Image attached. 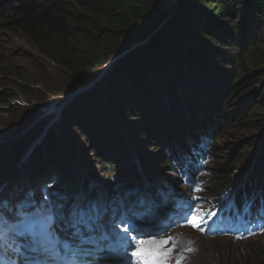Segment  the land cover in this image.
<instances>
[{
  "label": "trees",
  "instance_id": "trees-1",
  "mask_svg": "<svg viewBox=\"0 0 264 264\" xmlns=\"http://www.w3.org/2000/svg\"><path fill=\"white\" fill-rule=\"evenodd\" d=\"M2 22L9 31L26 36L69 81L83 79L85 84L92 83L105 65L126 48L129 51L133 44L144 41L163 23L161 30L134 49L129 59H124L127 53L117 59L101 76L103 83L95 86V92L80 96L71 109L82 108L90 118V110L95 105L97 110L101 103L97 100L102 99V105L107 101L113 115L136 116L127 121L139 134L138 139L159 149L164 144L184 147L188 136L204 128L225 145L230 131L246 129L248 137L232 139L228 149L231 152L236 146L251 156L256 152L249 167L250 173L256 175L252 179L261 184L264 114L256 113L260 104L249 109L252 96L247 94L256 83L264 85V0H15V10L2 14ZM182 65L187 68L182 72L184 78L174 86L180 77L174 83L168 80ZM146 73L153 79L160 78L153 80L158 89L151 87L148 94L144 93L145 86L151 82ZM165 87L168 92L175 88V96L169 98L171 103L148 109L155 97L166 95L160 93ZM56 92L51 90L52 94ZM233 100L238 108L229 116L224 109ZM99 111H104L102 106ZM237 112L241 113L234 120ZM75 123L81 124L79 130L85 134L88 122L84 117H76ZM56 132L47 138L48 143L58 137ZM109 146V154L114 153V145ZM219 149L214 144L213 151L220 156ZM257 154L261 156L259 167L255 166ZM120 155L127 158V154ZM39 158L42 157L37 152L36 161ZM117 176L120 174L114 177ZM216 177L223 182L226 177L232 178L224 168ZM252 179L250 189L255 186ZM245 264H264V255L262 260L249 256Z\"/></svg>",
  "mask_w": 264,
  "mask_h": 264
},
{
  "label": "rangeland",
  "instance_id": "rangeland-1",
  "mask_svg": "<svg viewBox=\"0 0 264 264\" xmlns=\"http://www.w3.org/2000/svg\"><path fill=\"white\" fill-rule=\"evenodd\" d=\"M11 3H13V0H0L1 174L6 169L2 170L5 166V154H7L6 157L8 155L12 156L27 142L25 134H20L21 130L27 129L28 135L43 134L44 137L41 142L27 154L26 159L16 167L14 170L15 174H17L15 181L3 192L10 191L14 186H21L26 182L34 185L41 179L42 183L46 180L49 181L53 175H55L58 180L63 181L64 186L68 187L72 182H77L79 187H83L85 183L90 187L106 183L102 175V168L104 165H101V162L107 160V156L103 153L109 154L107 150L110 149L109 145L112 144L114 145V153L108 156L114 160L117 173H121L122 175L131 174L134 176L133 172H129V170L131 168L132 170L139 168V163L147 173L148 169L151 167L155 172L154 175H156V179L167 177L166 167L162 168L161 166L162 159L165 157L164 148H154L145 139H138L139 134L130 126L131 123L127 121V118L136 116L130 113H126L125 115L120 113L119 115H122V117L118 115L115 116L108 110L106 106L107 101H104L105 105H102L103 100L100 98L97 100L101 102L98 105L99 108L94 111V108H96L95 105L90 110V118L81 111L82 108L81 110L76 108L71 109L72 104L80 96L88 92L94 93L95 86L103 83L102 79H95L89 84L88 88H84L85 90L69 98L74 88L83 86L82 82L84 80L72 79L69 81L68 76L48 58L41 55L38 52L39 50L28 41L26 36L19 32H11L5 27V24L2 22V14H7V6L11 5ZM140 45L141 44L137 46ZM132 52L133 50L129 51L127 53L129 56L126 55L127 58H125V56L124 59H129L133 54ZM186 70L187 68L185 65L177 66L174 75L168 82L174 83L173 80L176 79V77H180L181 80H178V82L174 84V86H176L183 80L184 74L182 72ZM146 74L147 80L151 82L150 85L146 83L145 86L144 93L148 94L151 92V87L153 89L155 88V90L158 89L154 86L155 82H153V80L157 82L160 78L157 79L155 77L153 79L150 73ZM174 89L175 88H171L168 92L165 87L160 93H166V95L155 97L154 101L147 105V108L150 110L159 109L160 107H165L164 103H171V99L169 98L175 96ZM51 90L57 91L56 94H52ZM263 90L264 85L256 83L255 87L247 94L252 96L249 109H255L257 108L256 104H260V109L256 112L258 115L264 114ZM69 91L70 93L67 95ZM119 100L121 101V99ZM158 100L159 103H157ZM237 104L238 103L234 100L226 104L224 113L232 116L234 108H238ZM101 106L104 111H99ZM79 112L80 115L84 117V120L88 122L87 124L83 123L87 130L85 134H82L79 130L81 124L75 123L76 117L78 118L80 116ZM93 112H96V115L93 114ZM240 113L241 112H237L234 114V120L238 119ZM258 120L261 119L258 118ZM101 122L103 124L102 127L100 126ZM72 129H78V131L75 133ZM55 131H57L56 135L58 133L59 135L54 142L49 144L47 138ZM236 136L238 138H236ZM247 137L248 133L246 129L239 128L237 132L232 130L228 133L225 145L220 138L217 137L216 139V146H218V149L220 148L221 155L219 156L216 154L214 158L215 165L219 163L221 168L223 166V168L227 170V174H232L233 177L237 176L235 179H240L242 177L250 179L253 177V175L249 173V163L254 160L252 156L256 154V152H254L252 156L250 153L247 155L244 153L245 150L240 151L236 146L234 147L235 151L233 149L229 152L228 148L231 145L228 142L232 141V139ZM255 141V145H257L259 140L256 139ZM253 148L254 145L250 148V151H252ZM3 150L5 151L2 152ZM37 152L42 158L48 156L51 158L47 163H41L40 165L35 164V173L46 171L47 174L46 176H38L30 182V174L25 171L29 169L30 164L34 162ZM121 153L127 154V158L122 157V155H120ZM213 155L215 156V154ZM255 159V166L259 167L261 156L257 154ZM26 160L27 164L26 166L24 165L23 173L20 174V167ZM80 165H82V170H78L77 168V166ZM8 166H10V164H8ZM153 167L157 169L154 170ZM80 173L85 174L87 178L82 186L81 184L83 181H78V179H81ZM259 175L261 176V173ZM124 179L128 181L127 176L124 177ZM7 182L10 183L11 179H8ZM188 234H191V232H186L187 239H192L195 243V253L190 257L191 264H245L246 258L249 256L262 260L264 255V236L249 242H232L226 239L208 240L201 237L194 240L190 238ZM192 247L191 245V248Z\"/></svg>",
  "mask_w": 264,
  "mask_h": 264
},
{
  "label": "snow or ice",
  "instance_id": "snow-or-ice-1",
  "mask_svg": "<svg viewBox=\"0 0 264 264\" xmlns=\"http://www.w3.org/2000/svg\"><path fill=\"white\" fill-rule=\"evenodd\" d=\"M6 222V217L0 212V227ZM194 227L198 225L194 224ZM15 228V225H12ZM130 228H125V235L128 234ZM172 238L157 239L155 234H137L128 238V248L126 255H130L135 264H168V259L171 255L172 249H166L165 246L169 244ZM84 242H87L86 240ZM191 251V249H189ZM72 264H79L78 261L73 260ZM176 264H180L177 260Z\"/></svg>",
  "mask_w": 264,
  "mask_h": 264
},
{
  "label": "water",
  "instance_id": "water-1",
  "mask_svg": "<svg viewBox=\"0 0 264 264\" xmlns=\"http://www.w3.org/2000/svg\"><path fill=\"white\" fill-rule=\"evenodd\" d=\"M162 25H163V23L159 24L150 33H148L145 36L146 38L144 39V41H142V42L140 41L138 43L133 44L131 48L129 47L130 48L129 51H131L133 48H135V50L139 49V47H141L144 44V42L146 43L149 39L153 38L154 35H156L161 30ZM139 44H141V45L137 46ZM125 50L126 51L123 50L124 52H122L119 56H117L116 58L111 60V62H109L107 65L104 66L101 74L97 76L96 80L101 78V76L106 72V70H108L117 59L123 58L125 53L129 52L127 48ZM89 84L88 83L85 84L82 82L83 86H81L79 88H74V90L71 91V93L69 91L67 93V95H69V93H70L69 98H72L73 96H75V95L79 94L80 92H82L83 90H85L84 88H88ZM80 89H82V90H80ZM77 90H79V91H77ZM38 114H40V113H38ZM26 130L27 129H23V130H21V133H20L21 135L25 134L27 136V142L25 143V145L18 152L13 154L12 156L8 155L6 157L5 161L7 162V164H10V166H9V170L0 176V190L5 188L6 185L8 184V182H7L8 179L12 178L11 175H12L13 170H15L16 167L19 166L26 159V156L29 153V151L32 150L42 140L43 134L42 135H28Z\"/></svg>",
  "mask_w": 264,
  "mask_h": 264
},
{
  "label": "bare ground",
  "instance_id": "bare-ground-1",
  "mask_svg": "<svg viewBox=\"0 0 264 264\" xmlns=\"http://www.w3.org/2000/svg\"><path fill=\"white\" fill-rule=\"evenodd\" d=\"M9 11H14L15 10V7L14 8H12V9H8ZM135 48H133L132 50H134ZM108 123H109V121H108ZM27 134H28V131H27ZM26 136V135H25ZM43 137L44 136H42V139H43ZM41 142V141H40ZM39 142V143H40ZM37 148V147H36ZM35 148V149H36ZM56 148H57V146H56ZM56 148H55V151H56ZM31 157V156H30ZM40 159V158H39ZM137 162V161H136ZM26 164H27V160L24 162V164L20 167V169H21V171H20V174H22L23 173V169H24V165L26 166ZM36 164L37 165H40V163L39 162H36ZM138 165H139V168H135V170L133 169L132 170V168L129 170V172H133V175L136 177L135 178V180H137L138 178L139 179H142V183H147V180L149 181H155V179L153 178V177H151V175L152 174H154L155 172L152 170V168L150 167L149 169H148V173L145 171V169L144 168H142L141 166H140V164L138 163ZM77 168H78V170H82L83 168H82V165H80V166H77ZM153 169L155 170V169H157L156 167H153ZM79 172H81V171H79ZM150 173V174H149ZM81 175H84L85 176V174H82V173H80ZM76 175V174H75ZM75 175H74V177H75ZM78 181L79 182H82V181H86L85 179H78ZM127 181L125 180V179H123V182H122V184H124V183H126ZM165 186H167V187H169V185H165ZM154 189V188H153ZM155 190V189H154ZM35 227H37V226H35ZM3 250H4V247H2L1 248V250H0V256H1V253H3Z\"/></svg>",
  "mask_w": 264,
  "mask_h": 264
}]
</instances>
